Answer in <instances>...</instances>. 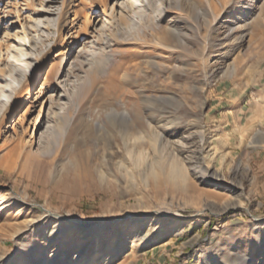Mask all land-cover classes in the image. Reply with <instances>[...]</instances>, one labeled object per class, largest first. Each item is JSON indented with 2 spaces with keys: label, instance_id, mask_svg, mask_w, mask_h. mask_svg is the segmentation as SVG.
I'll return each mask as SVG.
<instances>
[{
  "label": "rangeland",
  "instance_id": "1",
  "mask_svg": "<svg viewBox=\"0 0 264 264\" xmlns=\"http://www.w3.org/2000/svg\"><path fill=\"white\" fill-rule=\"evenodd\" d=\"M127 104L161 136L139 168L114 128ZM140 210L182 218L124 234ZM97 247L95 264H264V0H0V264Z\"/></svg>",
  "mask_w": 264,
  "mask_h": 264
},
{
  "label": "bare ground",
  "instance_id": "2",
  "mask_svg": "<svg viewBox=\"0 0 264 264\" xmlns=\"http://www.w3.org/2000/svg\"><path fill=\"white\" fill-rule=\"evenodd\" d=\"M145 32V31H144ZM144 32H140L138 33V39L142 38V35ZM113 55H105L100 59L98 65L99 68H101L100 70H106V68L108 67V65L111 62ZM129 105V104H127ZM127 105H124V107L118 111H116V113H118V115H120V119H118V124L116 125V127L114 126V128L118 129L119 135H121L120 137H122V146L124 147V149L128 152V157L130 159V162L132 165H134V167L139 168L142 167L147 160L149 159V155L147 154V151L143 149V144H147L150 148H152L153 150L156 149L157 146V142L158 139L161 137L160 133H157L155 130L154 125H152L153 123H147L146 129L143 130L140 134H138V132L136 133V129H137V122L135 117L132 115L133 113V109L130 110V105L129 107ZM151 121V120H150ZM115 138L110 137V142L114 143H118L116 140H114ZM55 145V141L54 139L49 140V147L48 150L45 152L46 153H50L53 151ZM142 145V146H141ZM142 148V149H141ZM177 160V162H179V164H182L181 170L187 174L188 176V171H186V167L183 165V160L181 159H175ZM192 162V160L190 161ZM173 163V162H172ZM175 164V163H174ZM196 167V174L199 175L201 174V176L207 175L210 170L206 167H200L198 165L195 166ZM199 167V168H198ZM169 169H175V167H173L172 164H169ZM176 171H174L175 174H180L179 172H181L178 168L175 169ZM201 170V171H200ZM149 173V177H151L154 182L158 183L159 180L163 179L166 177V172L163 169L162 166L157 167L156 169H152L150 170ZM168 176V174H167ZM176 183V182H175ZM152 214H155L153 216L154 219H156L157 221H159L160 223L168 218V217H173V224L174 227H176L178 225V221H180V219L182 218L181 215H178L172 211H155V213L153 212H147L144 210H140L137 211L136 216L131 218V221L126 223V227L127 230L124 231V234L128 233V232H133L135 233L137 236L139 235V233L142 230V223L144 217H151ZM178 220V221H177ZM184 220V219H183ZM262 222V221H260ZM140 230V231H139ZM139 231V232H138ZM102 241L101 238H99V243ZM134 244V243H133ZM100 247H97L96 250L94 252H92L91 254H89L86 258H85V262L86 264H95L98 260V258L101 256L100 255ZM53 261V259H51Z\"/></svg>",
  "mask_w": 264,
  "mask_h": 264
}]
</instances>
